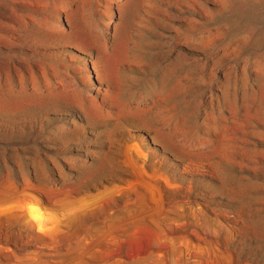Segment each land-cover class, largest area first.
Here are the masks:
<instances>
[{
    "label": "rangeland",
    "instance_id": "1",
    "mask_svg": "<svg viewBox=\"0 0 264 264\" xmlns=\"http://www.w3.org/2000/svg\"><path fill=\"white\" fill-rule=\"evenodd\" d=\"M0 264H264V0H0Z\"/></svg>",
    "mask_w": 264,
    "mask_h": 264
}]
</instances>
